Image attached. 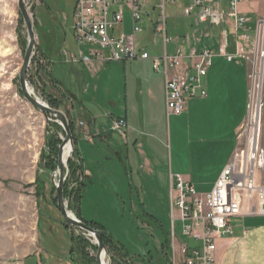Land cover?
I'll use <instances>...</instances> for the list:
<instances>
[{
  "label": "rangeland",
  "instance_id": "374dc122",
  "mask_svg": "<svg viewBox=\"0 0 264 264\" xmlns=\"http://www.w3.org/2000/svg\"><path fill=\"white\" fill-rule=\"evenodd\" d=\"M33 2L36 3L31 16L34 48L27 69L28 87L33 94L46 104V96L58 98L61 108L68 110L70 117L76 120L74 125L78 122L91 124V113L102 114L103 111H109L116 115L117 110L119 113L122 103H119L118 98L120 99L125 81L122 68L115 62H107L110 65L97 75L87 71L89 74H84V82L90 88L96 85L98 94L94 96L90 89L85 96L82 82L76 78L72 68H77V65H71L67 60V51L76 52L71 27L75 0H25V6L28 8ZM179 12L178 3L166 5L169 36L179 33L177 31L184 21L178 17ZM126 17L128 14L124 18V32L128 30ZM22 18L17 0H0V44L4 48H11L9 54L2 53L3 48L0 50V264H74L69 258L70 232L81 236L89 244L86 251L95 263V239L80 229L64 227L63 218L52 203L55 194L50 195L49 178L53 171L44 169L42 154L47 151L48 138L50 140L58 134L61 140L64 135L61 131H56L54 126L61 128L60 125L46 121L41 112L21 94L18 73L27 45V31ZM146 42L145 40L144 43ZM157 44H161L160 40ZM41 49L45 56L41 54ZM147 49L150 52L152 50L150 46ZM63 51L66 53L62 54ZM222 62L219 58H212L209 72L214 73L211 77L221 69L219 64ZM248 90L245 102L250 101ZM257 95L254 105H260L261 117L257 125L249 126V112L245 109V123L239 131V154H243L246 144H253L254 137L259 147L264 148V76ZM110 102L114 106L117 102L118 109L110 108ZM99 121L106 124L103 118ZM113 139L118 141L117 138ZM78 146L85 158L84 168L90 172L84 178L83 173L80 177L84 181L77 206L80 217L103 225L114 240L123 246L128 256L132 257L134 264H172V254L169 255V263H166L160 251L162 231L170 232L171 228L168 195L164 198L159 193L160 198H155L147 186L144 190L140 186L136 188L133 180L132 185H128L123 174H111V169L116 168L117 163L111 161V165L104 166L103 160H97L94 165L89 161H95L98 157L95 151L83 141ZM110 153L112 154L111 150ZM69 154L71 157L72 152ZM89 155H92L91 160ZM55 161L57 162V157ZM36 174L46 182L43 193L41 188L40 191L35 188L33 180L28 181L29 177L34 179ZM69 178L66 170L65 181ZM255 181L264 186V173H257ZM67 182V187L73 191L77 182H73L72 178ZM64 199L68 206L69 198L64 196ZM69 210L75 215L73 210ZM175 229L177 232L173 236L170 233V248L173 251L178 248L174 244V240L179 242L178 223L175 224ZM170 251L172 253L171 249ZM73 257L77 263L75 253ZM104 257L105 264L124 263V259L117 254L112 258L106 251ZM174 258L175 263L181 264L177 254ZM125 261L130 264L128 259Z\"/></svg>",
  "mask_w": 264,
  "mask_h": 264
},
{
  "label": "crops",
  "instance_id": "0c3cea01",
  "mask_svg": "<svg viewBox=\"0 0 264 264\" xmlns=\"http://www.w3.org/2000/svg\"><path fill=\"white\" fill-rule=\"evenodd\" d=\"M190 1L165 2L163 19H161L162 15L154 7L158 0H145L141 8V29L136 36L138 46L150 55L158 56L162 51L170 54L176 49H180L184 53L191 52L193 49H209L215 54L212 58H219L223 61L219 64L221 69L212 77L214 72H209L210 64L203 80L207 91L206 96L189 100L188 106L181 115L166 113L164 79L162 75L156 74L151 69L148 60L115 62L122 68V73L125 76V78L123 76L124 87L120 99L118 98L119 103H122L121 110L118 113L117 102L116 106L111 102L108 104L110 108H116V115L109 111H103L102 114L91 113V124L83 122L84 127L82 122H78L74 125L76 120L70 117L68 110L65 111L61 108L60 100L53 97L59 101V107L56 109L63 112L69 121H73V137L76 138L73 145L82 163L83 178L90 172L84 168L85 158L83 151L78 146L80 141L85 142L98 155L95 161H92V155H89L90 163L95 165L97 160H103L105 166L111 165V161H114L117 164L116 168L110 171L112 175L114 173L123 174L128 185L131 186L135 181L136 188L140 186L144 190L147 186L155 198H160L159 193L164 198L168 195L169 214L170 191L175 184V175H181L183 180L192 184L198 193H208L238 148L239 131L245 123V109L249 103L245 102L244 97L250 88L248 80L250 64L245 57L235 55V51L239 47L243 49V54L249 55L253 48V40L240 41L238 35L247 31L252 38L257 21L264 18V0H242L238 9L240 14L245 17L246 22L238 34H234L232 32L233 20L227 16L217 25L197 23L192 16L185 17L182 14L183 8ZM174 3H178L180 7V16L178 17L184 21L178 31L176 28L179 33L169 36L166 25L168 17L166 5ZM214 6L217 11H224L225 14L229 12L226 0H215ZM116 9L117 6L114 7V10ZM120 9L123 16L121 22L113 29V34L116 36L130 34L132 29L127 6L122 5ZM126 14H128L126 17L128 19L126 32L128 33L123 31ZM161 21L165 26L167 38L165 42L154 32V26ZM202 26L204 27L202 28ZM145 40L146 43H144ZM158 40L161 42L160 45L157 44ZM147 46H150L151 52ZM220 49H223L225 54L234 55L232 60L228 61L223 55H218ZM85 50L87 47L76 45V52L67 51V60L70 56H76L79 51ZM40 52L44 55L42 49ZM65 53L66 51L62 52V54ZM70 64L77 65V68H72L76 78L82 82L83 94H88L90 89L94 96L98 94L96 85L90 88L84 82V74H89L87 71H90L97 75L110 64L97 60L86 64L75 62H70ZM109 94L110 91H108ZM101 118L106 120V124L99 121ZM114 118H122L126 121L123 137L111 130V121ZM113 137L118 141L115 142ZM32 180L34 182L33 177H29L28 181ZM161 192H167V194L163 195ZM230 230L231 234L217 236L215 239L214 264H264V214L232 218ZM175 232H177L176 229ZM178 232L179 242L174 240L176 246L185 241L181 236L179 224ZM170 233L171 228L169 235ZM128 257L131 258V264H134L132 257Z\"/></svg>",
  "mask_w": 264,
  "mask_h": 264
},
{
  "label": "built area",
  "instance_id": "2783aa9c",
  "mask_svg": "<svg viewBox=\"0 0 264 264\" xmlns=\"http://www.w3.org/2000/svg\"><path fill=\"white\" fill-rule=\"evenodd\" d=\"M178 1L180 0H158L154 7L162 15L161 19L165 2ZM226 1L229 8L226 14L215 9V0H191L184 6L182 14L185 17L192 16L197 23L213 25L221 23L227 16L233 20L232 32L238 34L246 22L238 9L242 0ZM144 2L145 0H75L71 15L73 36L76 45L87 47V50L70 56L68 61L86 64L92 60L102 62L148 60L152 70L162 75L164 79L166 113L181 115L189 100L206 96L203 80L215 54L209 49H193L188 53L176 49L170 54L162 51L156 56L140 48L136 36L141 29V8ZM122 5L128 8L132 29L130 34L116 36L113 29L122 20L123 14L120 9ZM163 25V21L156 24L154 32L165 42L167 38ZM238 39L244 42L253 40L252 52L249 55L243 54V49L239 47L235 51V55L245 57L250 64L248 80L251 98V91L256 94L260 91L264 75V18L257 21L252 38L246 31L240 33ZM223 49H220L218 55H223L228 61L232 60L234 55L225 54ZM250 109L249 101L248 112ZM125 122L120 118L113 119L111 130L123 137ZM250 145L246 144L243 154L237 153L238 148L235 150L232 159L223 168L208 193H198L181 175H175V184L170 191V216L171 227L178 223L181 236L185 239L176 251L181 264H214L215 239L217 236L231 233L230 220L243 215L264 214V186L255 181L257 173L260 171L264 173V148L259 147L255 141L253 149ZM171 234L173 236L172 228ZM190 241L195 244L190 245ZM172 264H177L174 259Z\"/></svg>",
  "mask_w": 264,
  "mask_h": 264
},
{
  "label": "water",
  "instance_id": "95a60500",
  "mask_svg": "<svg viewBox=\"0 0 264 264\" xmlns=\"http://www.w3.org/2000/svg\"><path fill=\"white\" fill-rule=\"evenodd\" d=\"M31 5L27 8L25 6V0H17V6L18 11L23 17V22L27 31V45L24 51L23 55V61L21 64V68L18 73V80L20 85V91L25 100L30 103L33 107H35L37 110L41 112V114L44 116L46 121H53L61 126L64 137L61 138V143L58 147V153H57V162H56V168L55 170L50 174V183L55 191V197H56V207L59 211V213L62 216V220L64 224L70 228H76L80 229L85 233L91 234L95 241H96V254H95V264H102L99 257L101 251H104L106 254V248L105 245L102 242L101 238V232L99 230H95L89 226H87L83 221H81L77 216H75L65 205L64 200V191H63V184L66 179V170H67V163L70 158V154L65 159V162H61V155H62V149L65 146L66 143H69L71 146V151H73V136L69 128V121L67 120L65 114L57 109H53L48 104L43 103L39 100L38 97H36L33 92L31 93L28 90V81H27V69L31 60L33 48H34V33H33V25L31 21L32 13L35 9L36 3H30ZM69 152V153H70ZM74 250L71 248L69 252V258L74 263L77 264L73 257Z\"/></svg>",
  "mask_w": 264,
  "mask_h": 264
},
{
  "label": "trees",
  "instance_id": "16d2710c",
  "mask_svg": "<svg viewBox=\"0 0 264 264\" xmlns=\"http://www.w3.org/2000/svg\"><path fill=\"white\" fill-rule=\"evenodd\" d=\"M49 71V70H48ZM50 74V72H48V75ZM46 102L48 103V105L52 108H58L59 107V101L56 98H53L51 96H46L45 97ZM69 128L71 133L74 136V125H73V121L70 120L69 121ZM59 133L61 131L62 135H64V132L62 131V129L57 126L54 125ZM73 140L75 141L76 138L73 137ZM61 140L60 137H58V134H55L52 138L47 139V151H44L42 154V160L45 161L44 162V169H46V171L52 172L55 170V166L56 161L55 158L57 157V153H58V146L60 145ZM72 151V155L67 163V170L69 172V177L72 178L73 182H77L76 187L73 191H71L68 187L67 184L69 181L66 180L64 185H63V193L65 197L69 198V204L68 207L69 209L73 210V212L75 213V215L77 216V218H79L81 221H83L87 226L95 229V230H99L101 232V238H102V242L105 245L107 254L111 255V257L113 258V256L115 254L119 255L121 257V259H124V263L125 259H128L130 264H131V259L128 257V254H126L125 251H123V247L117 243L116 240L113 239V236L108 233L105 229V227L103 225H101L98 222L95 221H91V220H85L83 218L80 217L79 214V210H78V203L81 197V190L84 186L83 181H81L80 177L81 174L83 173V168L81 166V162L80 159L78 158V153L75 149V146L73 147ZM73 176L76 178L78 177V179H73ZM45 181L43 180V178H40L38 176V174H36V177L34 178V182L33 185H35V188H37L38 191H40V188L42 189V193L43 190L45 188ZM50 195H52L53 193L55 194L54 188L51 185V190L49 191ZM52 203L56 206V197L52 198ZM57 208V207H56ZM58 210V209H57ZM62 225L64 227H68L64 224V222H62ZM159 227H161L160 225H158ZM160 230H162V228H160ZM163 232V240L160 244V248H161V254L162 257L164 259V261L167 263H169V255L170 254V235L169 232L167 231H162ZM70 241H71V248H73L74 253L76 254V257L78 258L77 260V264H95L94 260L92 257H90L86 251V246L89 245L87 244V242L79 235L75 236L72 232H70ZM118 264H121L118 262Z\"/></svg>",
  "mask_w": 264,
  "mask_h": 264
},
{
  "label": "bare ground",
  "instance_id": "6f19581e",
  "mask_svg": "<svg viewBox=\"0 0 264 264\" xmlns=\"http://www.w3.org/2000/svg\"><path fill=\"white\" fill-rule=\"evenodd\" d=\"M3 48V50H2V53H5V54H9L10 52H11V48H8V47H5L4 48V46H2L1 44H0V50ZM28 90L32 93V91H31V89L30 88H28ZM255 98L257 99L258 98V95L255 93V92H252L251 91V98H250V103H251V109H250V112H249V126H251V125H257L258 124V122H259V118L261 117L260 116V110H261V108H260V105L258 104V103H256L255 105H254V100H255ZM40 100V99H39ZM41 101V100H40ZM43 102V101H42ZM44 103V102H43ZM114 119H117V118H114ZM120 119H122V118H120ZM68 120V119H67ZM69 121V120H68ZM113 121V120H112ZM125 129H126V127H125ZM72 136H73V134H72ZM251 136V135H250ZM256 139H255V137L253 138V144L252 143H250L251 144V148L253 149V147H254V141H255ZM73 143H74V141H73ZM256 143H257V141H256ZM71 149V146H70V144L69 143H66L65 144V146L63 147V149L61 150L62 151V155H61V162L62 163H64L65 162V159L67 158V156L69 155V152L71 151L70 150ZM192 185V184H191ZM212 190V189H211ZM65 200V199H64ZM65 203H66V201H65ZM68 207V206H67ZM235 218V217H234ZM229 227H230V223H229ZM172 228V230H173V232H175V228L174 227H171ZM77 230V229H76ZM231 234V233H230ZM174 235V234H173ZM229 235V234H228ZM89 236H91V237H93L91 234H89ZM94 238V237H93ZM174 238V237H173ZM190 242H192L193 244H195L193 241H190ZM192 244V245H193ZM171 250H172V253H171V251H170V254H172L171 255V257H173V254H174V256H175V254H177L176 253V250L175 251H173V249L171 248ZM105 256V252H103V251H101V253H100V257H99V259H100V261H101V263L102 264H105V262H104V257ZM173 259H175L174 257H173Z\"/></svg>",
  "mask_w": 264,
  "mask_h": 264
}]
</instances>
